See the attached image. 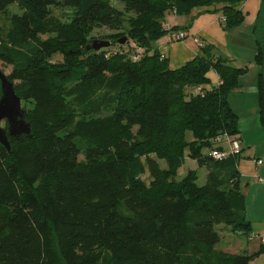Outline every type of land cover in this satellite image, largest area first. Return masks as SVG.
Masks as SVG:
<instances>
[{"label": "trees", "instance_id": "obj_1", "mask_svg": "<svg viewBox=\"0 0 264 264\" xmlns=\"http://www.w3.org/2000/svg\"><path fill=\"white\" fill-rule=\"evenodd\" d=\"M247 1L0 0V13L15 3L21 10L11 18L0 61L20 83L17 95L32 104V136L9 138L11 150L0 144V264H250L254 256L218 248L217 230L252 232L238 171L245 148L220 161L212 152L227 149L214 142L223 134L239 139L233 92L257 105L264 128V0L251 27L253 88L243 85L248 68L231 65L210 45L202 43L199 55L176 70L154 48L168 35L164 24L173 11L219 6L230 30L245 23L240 6ZM52 8L73 10L72 23ZM126 13L135 17L126 43L95 50L100 41H88L86 30L120 28ZM55 54L62 67L49 62ZM106 96L116 107L101 115L97 103ZM154 154L172 176L186 157L209 159L198 164L207 166L205 184L197 170L177 181L157 168L147 184L143 159Z\"/></svg>", "mask_w": 264, "mask_h": 264}, {"label": "crops", "instance_id": "obj_2", "mask_svg": "<svg viewBox=\"0 0 264 264\" xmlns=\"http://www.w3.org/2000/svg\"><path fill=\"white\" fill-rule=\"evenodd\" d=\"M260 5L261 0H249L242 4L240 8L246 16V21L242 26L230 30H225L224 25L220 23L222 14L217 12L220 8L219 6L196 7L187 15L178 16L170 13L166 17V22L171 27L187 28L188 30L186 31L191 37L187 38L183 43H172L169 35H167L157 41L154 44V48L166 56L169 66L173 70L179 69L195 59L200 53L202 43L214 47L215 52L231 61V65L237 68H248L249 63L255 59L256 54L255 37L251 27L256 20ZM195 38L201 44L197 43ZM208 77L213 85L219 83V77L214 71H211ZM244 80L245 77L243 78ZM255 82L256 79L249 83L250 85L248 86L244 83L243 85L253 88ZM248 99L249 96L247 94L238 91L233 92L230 96L232 108L240 115L241 133L238 138L241 140L245 150L242 159L238 163V171L240 174L241 192L245 196L246 201V216L251 223L252 232L246 235L225 228V232L233 233L234 236L242 235L246 241L234 238L233 242H230L225 249L221 250L232 254L245 253L252 255L254 257L250 264H264V253L259 254L260 248L264 246V157L257 149H252V141L249 138H247L248 143L246 145L241 135L246 131H258L257 134L264 136V128L261 127L259 122L257 105L247 102ZM225 147L227 148V146ZM256 160H262L263 164L258 166ZM259 179H262L263 182Z\"/></svg>", "mask_w": 264, "mask_h": 264}, {"label": "rangeland", "instance_id": "obj_3", "mask_svg": "<svg viewBox=\"0 0 264 264\" xmlns=\"http://www.w3.org/2000/svg\"><path fill=\"white\" fill-rule=\"evenodd\" d=\"M115 7L118 9L123 10L124 6L119 3L115 2L113 3ZM254 4V3H252ZM53 16L59 18L63 23L70 24L72 23L73 19V10L67 9V8H52ZM21 10L19 9L18 3L13 4L10 6L5 12L0 13V47L2 46L3 42L5 41V36L6 33L8 32L9 28L11 27V18L15 14H20ZM134 15L131 13H126L125 15V22L122 27L117 28V29H96V28H88L86 30L87 32V37L88 41H100V42H108L111 45L113 44L112 50H119L120 49V44L118 43L119 39H123V37L127 38L130 35V30L132 27V20L134 19ZM255 41V38H254ZM110 45V46H111ZM37 45L35 42H30L26 45V48L28 50L34 51L36 49ZM127 50V49H126ZM125 50V51H126ZM49 62L55 66V67H62L64 63L63 56L60 54H55L52 57L49 58ZM0 68L3 70V72L7 75H10L12 68L10 66L5 65L3 62L0 61ZM258 75V66L256 65L254 60H251L248 66V72L245 75V80L243 83L245 85H250L249 83H252L254 79L257 78ZM17 86H20V83L15 82L14 83ZM77 101H73L72 105L74 108L77 110ZM99 104V110L101 115H109L114 111V108L116 107V102L114 103L110 96L103 97L99 100L97 103ZM22 107L25 110H29L32 107V104L24 99H22ZM93 116H89V118H92ZM1 127L6 128V123L5 121L1 123ZM244 129V128H243ZM258 131H246L243 132L241 135L244 138V141L246 142L247 145V138H249L250 141H252V149L253 150H258V152L264 157V136L257 134ZM256 134V135H255ZM255 135V136H254ZM254 136V137H253ZM188 140H192L193 137L189 133L188 134ZM204 153H207V151H204ZM253 157V156H252ZM81 159H83L81 157ZM201 162L206 163L205 165H209L212 163L209 159L208 161H205L204 158L201 157H186L182 165L176 170L174 173V176L169 175L167 172L168 170V165L167 162L160 158L158 155H151L148 157V159H143V163L145 164V170L144 172L140 175V178L144 180L147 184H149L152 179V173L151 169H159L161 172L167 174V178L172 179V180H177L181 181L183 178H185L190 172L193 170H197V174L199 177L198 184L199 185H204L206 182V176L208 173L207 166L200 168L198 164ZM169 175V176H168ZM264 216V212H263ZM225 226L220 225L217 226V230L219 231V234L221 236V244H219L218 248L219 249H225L230 242L234 241V238H240L241 241H246L245 237L242 235H237L234 236L233 233L225 232Z\"/></svg>", "mask_w": 264, "mask_h": 264}, {"label": "water", "instance_id": "obj_4", "mask_svg": "<svg viewBox=\"0 0 264 264\" xmlns=\"http://www.w3.org/2000/svg\"><path fill=\"white\" fill-rule=\"evenodd\" d=\"M126 41L127 38H123L119 41V44L124 45ZM109 46L110 43L108 42H95L93 48L99 51ZM0 82V144L11 150L9 138H19L22 135L31 137L32 129L30 122L27 120V110L22 107V99L17 95L14 83L1 68ZM4 121L7 123V128L1 127V123Z\"/></svg>", "mask_w": 264, "mask_h": 264}, {"label": "built area", "instance_id": "obj_5", "mask_svg": "<svg viewBox=\"0 0 264 264\" xmlns=\"http://www.w3.org/2000/svg\"><path fill=\"white\" fill-rule=\"evenodd\" d=\"M174 14H176L175 11H173ZM220 23L224 24L226 23V18L224 16H222L220 18ZM165 29L168 31V35L170 37V40L172 43L174 42H184L187 38L191 37L189 35V33L187 31H173L172 27L169 25L168 22H165L164 24ZM195 41L199 44H201V42L195 38ZM139 56L135 57V60H138ZM166 56L164 54H161V59H165ZM215 144L216 145H225L227 146V149L225 151H214L212 152V157L215 160H223L228 158L229 156H235V155H241L242 151H243V145L241 143V141L237 138L231 137L228 134H223L219 137H217V139H215ZM256 164L258 166H261L263 164L262 160H256ZM261 182H263L262 179H259ZM256 237V236H254Z\"/></svg>", "mask_w": 264, "mask_h": 264}, {"label": "flooded vegetation", "instance_id": "obj_6", "mask_svg": "<svg viewBox=\"0 0 264 264\" xmlns=\"http://www.w3.org/2000/svg\"><path fill=\"white\" fill-rule=\"evenodd\" d=\"M5 123H6V121H5ZM6 128H7V123H6Z\"/></svg>", "mask_w": 264, "mask_h": 264}]
</instances>
